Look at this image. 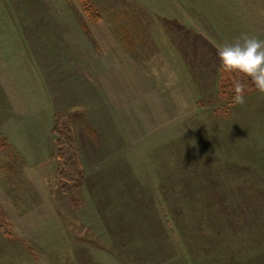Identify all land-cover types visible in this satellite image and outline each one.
<instances>
[{"label": "rangeland", "instance_id": "rangeland-1", "mask_svg": "<svg viewBox=\"0 0 264 264\" xmlns=\"http://www.w3.org/2000/svg\"><path fill=\"white\" fill-rule=\"evenodd\" d=\"M87 2L0 0V264H264V94L217 55L264 0Z\"/></svg>", "mask_w": 264, "mask_h": 264}, {"label": "clouds", "instance_id": "clouds-1", "mask_svg": "<svg viewBox=\"0 0 264 264\" xmlns=\"http://www.w3.org/2000/svg\"><path fill=\"white\" fill-rule=\"evenodd\" d=\"M219 70L224 74H237L250 79L255 89L264 94V40L254 35L243 34L233 42H225L217 49ZM248 86L240 78L232 83L233 103L245 104Z\"/></svg>", "mask_w": 264, "mask_h": 264}, {"label": "trees", "instance_id": "trees-1", "mask_svg": "<svg viewBox=\"0 0 264 264\" xmlns=\"http://www.w3.org/2000/svg\"><path fill=\"white\" fill-rule=\"evenodd\" d=\"M79 1L81 3V6H82L83 10L85 11V13L91 14L87 0H79ZM223 76L225 78L226 77L230 78L228 80V83H231V85H232L233 80L235 78H240L241 80H243V78H244L242 76L237 77V74H224L223 73ZM244 79L245 80L243 82L246 83V85L247 84L249 85L248 88L249 87L251 89L255 88L251 84L250 79H247V78H244ZM181 170H182V174L185 173L184 175H186V176L192 175V176H195L196 178L197 177H205L206 175L210 176V177H205L206 180L209 181V183H210L209 186L206 184H200L198 186V188H199L198 190L202 194V196H200L199 198H195L194 195H192V196H190L191 197L190 199H185V200H187V202L189 201L190 204L196 206L195 210H192V212L188 211V210H183V206H179L180 203H178L177 201L175 202L176 207H178L177 209H179L181 211L182 215H184V216L187 215L188 217H190L192 215L193 219L196 217L197 218L201 217V218H199L200 222L196 221L199 223V226H200V229L198 227L199 234L204 236V237L209 238L208 237L209 235L214 234L212 232V231H214V228H215V221H213V219H214V214L216 215L217 211L219 210V208H218L219 204L221 203L220 208L226 217L229 215L228 211L230 209V204L227 202L226 197H219L216 195V191H218V190L216 189V183L213 181L214 173L212 174V172H206V171L203 172V170L201 171V167L197 168V167H194V166L192 167L189 165L183 167V169H181ZM208 170H210V169H208ZM201 172L203 175L201 174ZM207 181H205V182H207ZM190 185H183V186L185 188H189ZM192 192H194V191L192 190ZM179 207H182V209H180ZM214 210H215V213L213 214ZM221 210H219V211L221 212ZM199 211L201 212V214H199Z\"/></svg>", "mask_w": 264, "mask_h": 264}]
</instances>
